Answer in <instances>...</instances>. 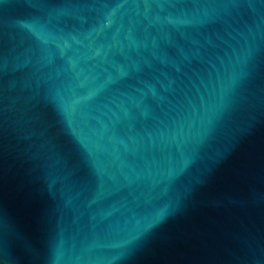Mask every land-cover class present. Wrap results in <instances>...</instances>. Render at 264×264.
<instances>
[{
	"label": "water",
	"instance_id": "obj_1",
	"mask_svg": "<svg viewBox=\"0 0 264 264\" xmlns=\"http://www.w3.org/2000/svg\"><path fill=\"white\" fill-rule=\"evenodd\" d=\"M0 264H264V0H0Z\"/></svg>",
	"mask_w": 264,
	"mask_h": 264
}]
</instances>
